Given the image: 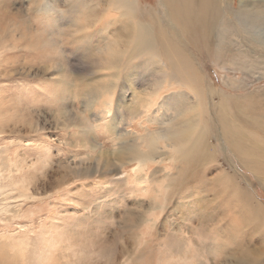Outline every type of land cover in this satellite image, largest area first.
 Instances as JSON below:
<instances>
[{
    "label": "rangeland",
    "instance_id": "1",
    "mask_svg": "<svg viewBox=\"0 0 264 264\" xmlns=\"http://www.w3.org/2000/svg\"><path fill=\"white\" fill-rule=\"evenodd\" d=\"M33 1L0 0V264H264V236L221 184L233 177L264 207V0H222L212 51L184 43L204 77L202 119L181 79L161 85L160 53L123 43L104 0ZM139 3L149 12L162 0ZM222 97L239 140L261 153L256 166L224 136ZM202 129L217 157L193 165ZM152 133L177 143L165 139L134 177L118 145Z\"/></svg>",
    "mask_w": 264,
    "mask_h": 264
},
{
    "label": "bare ground",
    "instance_id": "2",
    "mask_svg": "<svg viewBox=\"0 0 264 264\" xmlns=\"http://www.w3.org/2000/svg\"><path fill=\"white\" fill-rule=\"evenodd\" d=\"M33 2H35V0ZM104 3L106 6L110 7L111 10L114 9L120 13V19H122V29L119 38L124 39L123 43L126 44L129 49L136 51L135 54L137 55L141 53L143 54V57L147 56L148 60L157 58L159 53L162 60L164 61L165 59L164 62H166L168 66L166 68L160 66L158 69H155V71H157L156 73L161 75L160 80L162 86L170 85L172 83L171 80L178 78L188 86L192 93L194 92L197 100L196 116L202 119L201 107H204V109L207 110V97L204 89V77L200 69L195 64L194 59L192 60L191 56L188 54L187 45L184 43L192 47H204L205 49L212 51L215 47V39L220 33V26L223 24V13L228 7L227 2L222 0H162V3H160L161 8L159 10L153 9L149 10V12L141 11L139 0H104ZM38 5L36 6L38 7ZM46 9L48 10V8ZM165 17L168 18L164 19ZM171 23L173 24L172 28ZM112 82L113 85L110 84L109 87L104 90V96L107 97L105 102L106 105H108L105 108L106 110L103 109L105 111V116H108V114L109 116L110 114H113L112 109L114 105L112 102H114L113 99L116 94L115 92L118 89V84L117 81ZM157 88L160 89L158 86ZM232 103L233 101L225 99V97L221 98L219 109L221 111L220 119L222 122V131L230 146L235 152H237L239 158H241L242 161L244 160L247 163L246 166L250 168V166H256L259 163L261 153L256 147L245 148L243 142L239 140V129L237 128L236 123H231L230 118L227 117L229 110L233 108ZM105 116L103 118H105V121H107ZM206 123L208 124V121H206ZM112 134L116 135L115 131H112ZM205 135L206 132L204 129H202L201 134L199 135L200 153L199 155H194L192 161L193 165L201 160L202 157L207 159L211 157H217L215 145L212 147L209 144L207 138L204 137ZM127 138L128 137H126V139ZM167 138L177 143V133L171 137L160 133H152V136H148L147 138L141 136L140 139L142 142H136V145L134 142L125 140L123 143H119L117 151L118 153H115L116 155L114 156L119 158L122 161V164L123 162L130 164L132 167L130 171L135 177L138 174L145 172L151 162L156 161L159 152V145H161L162 142H164V140ZM261 170L264 172V168ZM136 178L133 179L137 180ZM230 181L220 183L233 195L237 201L236 206L240 208V211L244 215H247V222L249 221V216L250 220L252 219V222L258 225L259 229H255L256 233H260L262 236H264V207L255 202L253 198L243 189V187L236 183L233 177ZM131 183L133 184V182H130V184ZM157 183L159 182H156V184ZM138 184L140 186L141 182ZM128 186L129 185H126V187ZM159 188L163 192V188ZM165 196L166 195L164 193V197H162L167 199ZM150 200H152V198ZM157 203L159 204V201ZM159 209L162 213L164 207L161 205ZM128 213H130V211ZM154 214L155 212L153 215ZM153 215L152 218L157 217H153ZM149 217L151 216L149 215ZM215 218H218V215L213 212L207 213L205 215V220L207 222H212L215 220ZM152 220L153 219H149V222H152ZM133 222H135L133 224L138 226L140 224V217L138 216L133 219ZM152 223H155V220ZM130 224L131 223H129V225ZM259 258L260 257L258 256L254 257L250 254L243 255V259L246 262L250 261L251 264L257 263Z\"/></svg>",
    "mask_w": 264,
    "mask_h": 264
}]
</instances>
